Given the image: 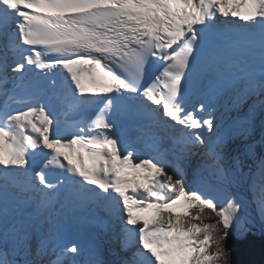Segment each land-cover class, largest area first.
I'll use <instances>...</instances> for the list:
<instances>
[{"label":"snow or ice","instance_id":"1","mask_svg":"<svg viewBox=\"0 0 264 264\" xmlns=\"http://www.w3.org/2000/svg\"><path fill=\"white\" fill-rule=\"evenodd\" d=\"M0 48L21 56L0 60V264L53 249L51 264H105L68 238L85 210L106 214L117 264H231L241 180L264 215V158L244 173L228 152L264 113V0H0ZM65 102L81 117L67 139ZM117 113L144 122L137 138L160 159L116 134Z\"/></svg>","mask_w":264,"mask_h":264},{"label":"bare ground","instance_id":"2","mask_svg":"<svg viewBox=\"0 0 264 264\" xmlns=\"http://www.w3.org/2000/svg\"><path fill=\"white\" fill-rule=\"evenodd\" d=\"M220 18L222 19V17H216V19ZM5 55H7L9 64L14 65L15 62L21 59L19 53L13 52L12 50L5 51L0 48V60H2ZM84 86L86 90L89 91L86 85ZM21 94L24 95L27 93ZM15 105L16 107L12 108L13 111L17 109H24L27 107L23 104ZM0 106H2V100H0ZM70 107V104L65 102L63 105H60L56 108L55 116L59 125L63 114ZM197 114L201 115L200 113ZM233 115H235V113H233ZM113 119L116 123V134L122 138L130 139L132 142V147L136 151L138 156L142 157L146 155L145 157L147 158L154 157L160 159L159 154L149 146L146 140H140L137 138L138 131L140 127L143 126V121H134L123 118L120 113H117L113 117ZM71 128L63 129L60 126V134L66 139L70 138L69 130ZM203 130L205 131L204 133ZM197 131H200L204 138L207 139L209 133L205 129H200ZM233 135L234 138L229 140L228 142V152L230 153V155L240 156L244 173H248L249 170L255 172L257 163L261 158H264V113L260 112L259 110L256 111L253 117L250 132L247 135L246 140L240 136H236L235 134ZM244 143L254 145V155L247 156L243 154L242 147ZM29 157L32 168L40 166L43 162V156L40 154L37 156L30 154ZM83 160L86 168L91 167V164L86 156L83 158ZM198 160V156H193L191 159V164L194 166ZM73 163H76L75 159H73ZM51 179L53 180V182H55V177H51ZM250 179L251 177H249V181ZM241 182L242 180L232 188V192L237 194L238 197L242 198L244 201V211L242 214L241 228L244 231L256 230L258 233H261L264 228V215L261 214V211L258 208L257 203L255 202L253 194L248 191V189L241 190L238 188V186H241ZM146 214L147 213H141L140 215L146 216ZM134 215H139V213H134ZM185 219L187 220V218ZM68 238L70 240H80L83 243L93 241L96 245H98L100 257L105 261V264H117L115 257H107L105 254L106 248L113 252V246L116 245L112 242V236L109 228L107 227L106 214L104 212H93L91 210H85L73 215L68 224ZM58 251L59 249L49 250V252L42 257V264H51V262L56 259Z\"/></svg>","mask_w":264,"mask_h":264},{"label":"trees","instance_id":"3","mask_svg":"<svg viewBox=\"0 0 264 264\" xmlns=\"http://www.w3.org/2000/svg\"><path fill=\"white\" fill-rule=\"evenodd\" d=\"M226 244L231 249V264H264V232L261 237L251 233L243 238L231 235Z\"/></svg>","mask_w":264,"mask_h":264},{"label":"rangeland","instance_id":"4","mask_svg":"<svg viewBox=\"0 0 264 264\" xmlns=\"http://www.w3.org/2000/svg\"><path fill=\"white\" fill-rule=\"evenodd\" d=\"M238 188L239 189H241V190H246V189H248V186H247V183L245 182V181H243L242 180V182H241V186H238ZM141 213H139V215H140ZM149 214H146V216L145 215H142V217H147ZM263 227H264V225H263ZM264 229V228H263ZM246 232V234L247 233H251V234H254V235H259L260 233H258L256 230H249V231H245ZM232 236H234V237H236V238H243V237H239L238 235H236V234H233Z\"/></svg>","mask_w":264,"mask_h":264},{"label":"water","instance_id":"5","mask_svg":"<svg viewBox=\"0 0 264 264\" xmlns=\"http://www.w3.org/2000/svg\"><path fill=\"white\" fill-rule=\"evenodd\" d=\"M263 232H264V229H263V231H262V232H261V233H260L258 236H260V237H261V236L263 235Z\"/></svg>","mask_w":264,"mask_h":264}]
</instances>
